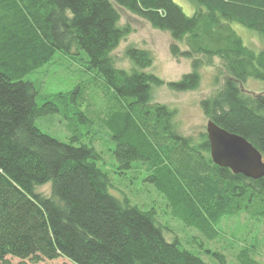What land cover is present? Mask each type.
I'll use <instances>...</instances> for the list:
<instances>
[{
	"label": "trees",
	"instance_id": "1",
	"mask_svg": "<svg viewBox=\"0 0 264 264\" xmlns=\"http://www.w3.org/2000/svg\"><path fill=\"white\" fill-rule=\"evenodd\" d=\"M114 1L168 31L171 53L192 60V71L169 82L172 88H196L200 67L220 59L226 76L201 108L264 157V95L242 87L250 78L264 81V49L247 46L233 26L241 23L264 39V0H190L191 15L174 0ZM120 20L111 0H0V264H13L9 256L33 262L64 257L73 264H212L169 241L155 208L144 210L113 194L93 145L76 144L78 137L60 140L37 126L39 116L79 110L89 99L79 86L39 103L40 86L25 77L57 51L87 53V68L108 87L100 120L117 142L119 169L149 163L146 180L166 196L175 217L198 229L194 239L201 246L220 239L223 249L232 246L230 236L223 238L226 218L244 212L264 222V176L254 179L215 164L207 132L199 139L181 134L177 110L152 101V86L165 84L145 71L154 62L152 51L126 50L139 68L114 64L112 52L132 32ZM47 183L49 196L38 191ZM252 249H241L236 264H264ZM206 251L218 264H234L222 249Z\"/></svg>",
	"mask_w": 264,
	"mask_h": 264
},
{
	"label": "rangeland",
	"instance_id": "2",
	"mask_svg": "<svg viewBox=\"0 0 264 264\" xmlns=\"http://www.w3.org/2000/svg\"><path fill=\"white\" fill-rule=\"evenodd\" d=\"M118 9L122 25L129 24L132 32L121 40L117 48L112 52L114 64L119 68L132 70L139 68L126 50L130 47L149 49L154 55L153 64L145 71L159 76L165 81L162 85H153L151 88V99L153 102L168 104L176 109L175 123L181 134L194 136L199 139L202 132H207L208 118L201 108V100L213 95L220 88L226 74L220 72V59L215 58L214 64L201 66L200 85L192 90L179 91L168 85L169 82L178 81L183 75L192 71V60L185 56H174L170 46L174 42L168 31L157 29L149 21L130 12L126 8L111 0ZM184 11L191 15L195 5L190 0H174ZM235 30L242 36L245 44L256 50L264 49V39L257 32L242 25L233 24ZM182 50L186 49L185 43L177 42ZM88 55L84 50L77 53L67 54L57 51L54 59L28 74L25 79L34 81L40 86L41 97L39 103L44 99L52 97L60 92H71L79 86L84 87L85 97L79 110L62 109L61 112H53L41 115L36 119L37 126L63 141H71L73 137L79 139L76 144L86 143L93 145L102 155L100 166L109 171L113 183L112 193L118 197H127L134 205L144 210L156 209L158 220L164 224L165 235L169 241L178 240L180 246L191 253L200 255L212 264H218L211 259L207 248H219L226 253L229 263L235 262L236 254L241 249L250 246L256 251V258L264 263V222L257 223L255 218L242 212L235 217L226 218L221 228L226 232L225 237L233 241L231 247L223 249L222 239L210 244L200 245L194 238L198 236V229L186 226L184 222L175 217L168 205L167 198L151 182L146 180L150 173L149 163L134 161L128 170H120L116 156L117 142L111 137V131L101 122L102 110L106 108L104 94L108 92L106 83L97 74L87 68ZM216 78H219L218 81ZM243 91L254 95H264V81L250 78L242 85ZM109 94V92H108ZM93 104V105H92ZM92 105V107H91ZM73 112V113H72ZM81 113H83L81 115ZM149 168V170H148ZM38 191L51 195V184L38 186ZM234 234V239L232 234ZM212 243V244H211ZM13 264H19L25 260L27 264H73L68 259L61 257L56 260L44 259L33 262L30 259L7 257Z\"/></svg>",
	"mask_w": 264,
	"mask_h": 264
},
{
	"label": "water",
	"instance_id": "3",
	"mask_svg": "<svg viewBox=\"0 0 264 264\" xmlns=\"http://www.w3.org/2000/svg\"><path fill=\"white\" fill-rule=\"evenodd\" d=\"M207 134L215 164L254 179L264 176L263 154L245 137L224 129L212 119L207 122Z\"/></svg>",
	"mask_w": 264,
	"mask_h": 264
}]
</instances>
